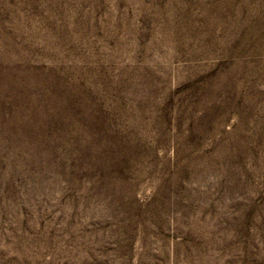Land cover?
Returning <instances> with one entry per match:
<instances>
[{"label":"rangeland","instance_id":"obj_1","mask_svg":"<svg viewBox=\"0 0 264 264\" xmlns=\"http://www.w3.org/2000/svg\"><path fill=\"white\" fill-rule=\"evenodd\" d=\"M0 264H264V0H0Z\"/></svg>","mask_w":264,"mask_h":264}]
</instances>
